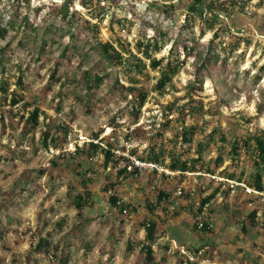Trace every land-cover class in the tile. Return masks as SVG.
Masks as SVG:
<instances>
[{
  "label": "rangeland",
  "instance_id": "obj_1",
  "mask_svg": "<svg viewBox=\"0 0 264 264\" xmlns=\"http://www.w3.org/2000/svg\"><path fill=\"white\" fill-rule=\"evenodd\" d=\"M156 1L146 6L141 1L91 0L86 7L80 0H0V30H7L4 36L0 33V84L6 82L9 91L19 90L24 101L33 104L31 108L38 105L43 110L40 125L25 133L15 115L21 105H0V264H148L142 249L146 243L143 225L152 215L146 202L156 201L161 188L172 192L173 202L165 207L163 203L153 214L163 236L152 243L155 255L149 264H188L181 258L183 254L188 257L189 251L167 250L174 240L189 241L190 236L209 245L201 264H264L263 227L248 220L252 209L257 208L259 214L264 210L262 198L234 184V191L217 194L209 203L213 231L196 233L191 200L207 195L220 181L229 182L227 178L196 172L186 173L179 181L152 168L117 178L126 160L106 166L101 149L75 150L76 142L86 145L104 136L100 143L111 142L116 153L135 164L134 157L148 156L152 146L161 150L170 142L172 129L181 125L180 105L191 93L204 102L201 111L186 116L187 124L198 122L201 127L191 153H196L197 143L207 142L211 131L216 138L204 151L207 164H215L219 145L224 148L223 166L231 162L234 133L247 131L243 126L247 118L264 127V0H251L244 10L221 13L223 21L212 30L207 27L212 21L185 20L183 2L176 0V12L167 14L153 4ZM73 8L74 16L70 14ZM96 8L99 17L90 18ZM82 16L99 28L92 29ZM215 30L217 38H213ZM250 34L252 42L247 46L244 38ZM150 36L162 45L160 50L151 48L156 56L178 53L184 62L173 77L174 86L164 95L155 88L158 71L148 66L150 76L127 72L112 64L101 48L107 40L122 37L138 53L137 40ZM86 71L103 80L88 88L83 78ZM133 76L139 79L137 85L150 89L137 123H133L129 90L122 86L133 84ZM20 79L22 84H18ZM46 129L53 133L56 145L50 138L45 144ZM159 129L164 131L162 136L156 135ZM220 130L226 135L222 142ZM50 148L55 150L53 156ZM134 148L137 154L132 153ZM250 163L243 152L237 173L243 168L250 171ZM41 168H45L43 174ZM168 170L166 174L175 173ZM116 180L120 183L114 190L130 204L127 213L111 206L105 190ZM85 189L93 191V199L77 209L67 191L74 195ZM188 189L196 191H191L193 198L183 195ZM245 221L246 232L242 231ZM180 226L182 231L176 229ZM10 230H22L23 236L5 239ZM30 230L37 238H47V252L30 255ZM194 262L198 264L199 259Z\"/></svg>",
  "mask_w": 264,
  "mask_h": 264
},
{
  "label": "trees",
  "instance_id": "obj_2",
  "mask_svg": "<svg viewBox=\"0 0 264 264\" xmlns=\"http://www.w3.org/2000/svg\"><path fill=\"white\" fill-rule=\"evenodd\" d=\"M177 1L183 2L186 8V12L184 15L185 20H187L188 22H192L196 18H201L206 21V23L212 21L211 24L207 25L208 29L211 30L213 29V25L215 23H220L221 21H223V19L221 18V13L225 11L228 12L233 8H237L238 10H244L247 4L251 2V0H229L227 4L225 0ZM80 2L83 6L87 7L91 0H80ZM69 3L70 5H74L73 1H69ZM154 3L156 7L166 12L167 14L171 13V11L175 13L178 8V2H176V0H157L156 2H153V4ZM67 4L68 3L65 2L66 6ZM75 13L76 10L73 8L70 14L74 16ZM90 13V18H98L101 12L100 10L98 11L96 8V10H93ZM64 15L65 17H67L69 15V12H66ZM80 18L88 22V24L91 25L92 29L99 28L96 22H93L91 19L86 18V16H82ZM222 27L224 30H226L225 26L222 25ZM250 30L251 33H253V29L250 28ZM6 31V28H1V35L4 36ZM218 36L219 34L217 30H215L213 32V38H217ZM244 39L246 45L248 46L252 42L251 34L246 36ZM136 45V47L138 48V53L134 52L131 48H129L123 41L122 37H118L115 41L107 40L106 42L102 43L101 48L112 64L121 66L127 72L133 73L134 71H139V73H142V75L150 76L151 71L145 69L148 66L149 68H151V70L158 71L159 76L155 88L161 95H164L170 89V87L174 86L173 77L180 71L182 65L184 64L183 60H181L180 58V54L177 53L173 55L171 54V52H168V54L156 56L152 52L151 48L154 47L155 50H160L162 48V45L160 44L159 39L156 36H150L144 41L138 39ZM139 52H142L143 55L139 54ZM147 59H149V62H147ZM83 78H85V83L87 84L88 88H91L94 84L98 85L103 80L102 76L98 74L92 75L89 71H86L84 73ZM138 82L139 79L135 76L133 78V84L125 86V84L122 83V86L129 90L131 98L130 103L132 104L131 107H133V109L135 110V117L133 123L138 122L141 114V109L143 107L142 105L145 104L150 93V89L147 86L143 84L137 85L136 83ZM18 84H22L21 79L18 81ZM126 98H128V96H126ZM5 104H9L12 106L21 105L20 108H18L19 111L15 112V115H18L21 121L23 122V131L25 133L29 132L33 127L40 125V115L43 113V110L40 109V106L37 105L31 108L33 104L24 101L23 94L19 90L13 89L12 91H9L6 82L3 81L2 84H0V105ZM203 104V100L196 98L194 96V93H191L189 95V100L180 105L181 109L179 111L180 116L178 117V121L181 123V125L180 128H178L177 130L172 129L174 132L169 139L170 142L168 144H164L162 147L164 149L161 150H156L155 146H152L151 152L148 156L143 154L140 155L139 158L141 160L155 162L157 164H160L164 168L167 167V169L175 173L171 176L170 174H166L163 170L162 174L173 179H177L179 181H182L184 179L186 173H210L211 175H220L221 177L244 182L247 185L253 187L254 189L264 192V127H261L257 124L253 125L252 118H247L243 121V126L247 129L246 132L237 130L236 133H234L235 137L231 142V151L233 153V158L230 163H227L223 166L222 163L224 161V148L221 145H219L220 149L218 150L217 155L214 159L215 164L206 163L204 158V151L210 147L211 140H216V138H214L212 135V131L207 134L209 135L207 142L197 143L195 149L196 153H191L190 148L193 144L194 135L197 131L201 129V127L198 122L187 124L185 122L186 116L188 114H197L203 109ZM168 108L171 109L172 106ZM166 123L167 127L170 126L169 121H167ZM101 131L102 130L96 132L94 136L96 138H99L101 136ZM163 134L164 131L161 129L156 131L157 136H162ZM43 138L46 145H48L49 138L50 141H53V143L56 145V138H54L51 130H44ZM100 139L98 140V142L89 140L86 142V145L76 142L75 150L80 153H87L90 149L94 151L101 149L104 153V164L106 166L111 161H114L117 164L120 162V160H126L125 165L117 171V178L121 175H136L140 172L138 167H135L132 171L127 170V164L130 162V159L125 158L123 154L116 153L113 146L114 144H111V142L108 141V145L100 143L103 142V139H105L104 136H102ZM218 139L221 140V142L225 141L226 139V135H224V132L222 130L219 131ZM185 144H187L188 148H185ZM243 152L249 155V161L251 162L250 164L253 167L250 171H248L246 168H243V170H241V173L238 174L237 169L240 166L239 163L241 161V156ZM132 153L137 154V149L134 148L132 150ZM53 163L54 165H57V161L54 160ZM44 172L45 168H41L40 173L43 174ZM119 183L120 181L118 180L110 181V184H107V186H105V190L109 191L110 193L108 197L111 206L117 207L121 213H127L130 208L129 202L123 200L121 203H118V200L122 198H120L114 190L116 185ZM225 183L228 184L227 187L222 188V185ZM235 185L231 184L230 182L220 181L219 185L213 191L207 193V195H200L201 198L196 201L194 200L195 202L191 200V213L194 217L192 229L194 232L200 233L203 231H213V225H211L213 223L212 209L207 210L209 203L214 197L217 196V194L228 195V193L231 192L233 186ZM237 186L244 189L240 185ZM112 190L114 191L112 192ZM191 191H193V189L183 190V193H185L183 195L188 198H193V193H191ZM67 194L69 195V198H71L73 204L77 209H82L84 206L91 203L93 199L92 196L94 195L93 191L90 189H85L84 191L78 190L74 195H72L71 191L68 190ZM171 194L172 192L161 188L159 190V194L157 195L158 197L156 201L148 200L146 202L147 207L152 215L149 216L147 222H145V224L143 225L145 226L146 231V243L143 244L142 249L146 253V261L148 262V264L154 259V255H152V243L155 242L157 237L163 235V232H161L158 228L159 222L157 218L153 216V214L155 213L157 208L163 203L164 204L162 206L165 207L167 202H173ZM257 196L259 198L262 197L261 195ZM124 209H126V212H124ZM177 212L178 211H176L175 213ZM197 215H202V225L198 224L199 221L196 219ZM261 215H263L262 220L259 219ZM248 220L249 222L255 225H261L263 227L264 232V210L261 214H259L257 208L252 209L251 212L248 214ZM247 230L248 225L245 221L244 223H242V231L246 232ZM32 239L30 246L31 256H34L37 253L48 251V241L46 237L40 236L36 239L35 242ZM205 245L206 244H201L199 247L195 248V251L198 253ZM189 264L194 263L189 261Z\"/></svg>",
  "mask_w": 264,
  "mask_h": 264
},
{
  "label": "built area",
  "instance_id": "obj_3",
  "mask_svg": "<svg viewBox=\"0 0 264 264\" xmlns=\"http://www.w3.org/2000/svg\"><path fill=\"white\" fill-rule=\"evenodd\" d=\"M123 2H125L126 4L127 3H130V4H137L138 3V1H141V2H143V3H145L146 4V6L147 5H149L150 4V2H152L153 0H122ZM91 140H93V141H95V142H98V139H91ZM49 151H50V155L51 156H53V153L55 152V150L53 149V148H50L49 149ZM48 151V152H49ZM132 159V158H131ZM132 161H134L133 163H135V164H128V169L129 170H131V169H134L135 167H138L139 168V170H142V169H144V168H152V169H157V170H159V171H167L168 169H167V167L166 168H164L163 166H161L160 164H157V163H155V162H151V161H145V160H141L140 158H136V157H134L133 158V160ZM47 166L48 165H50V164H46ZM168 172L169 173H174L173 171H169L168 170ZM227 181H229V182H231V183H233V184H236V185H240V186H242L243 188H244V190L247 192V193H249V194H255V195H261L262 197V200H264V192H262V191H259V190H256V189H254L253 187H251V186H249V185H247L246 183H244V182H241V181H235V180H232V179H229V178H227ZM235 190V187H233L232 188V191H234ZM124 199H119L118 200V203H121L122 201H123ZM172 208H174V205H172ZM124 212H126V209H124ZM196 219L199 221V223L198 224H200V225H202V223H203V221H202V215H197L196 216ZM211 224V223H210ZM211 225H213V224H211ZM30 233V236L32 235V240L35 242L36 241V239H37V237H36V235H34V232L32 231V230H30L29 231ZM18 236H23V231L22 230H19V231H13V230H10V231H8L5 235H4V238L5 239H8V238H13V237H18Z\"/></svg>",
  "mask_w": 264,
  "mask_h": 264
},
{
  "label": "crops",
  "instance_id": "obj_4",
  "mask_svg": "<svg viewBox=\"0 0 264 264\" xmlns=\"http://www.w3.org/2000/svg\"><path fill=\"white\" fill-rule=\"evenodd\" d=\"M158 228H159V224H158ZM176 229L178 231H182L183 228H181V226H180V227H177ZM190 241H192V242L190 243ZM201 244H206V245L204 247H202V249L197 253L195 251V248L199 247ZM208 246H209L208 243H206V242L204 243L202 241H194L193 239H191V236H190V240L189 241H180V240L177 241V240H174L172 245L170 244V246L168 248L169 250H167V251H168V253H173V249H179L178 253H184L187 250V251L190 252V254H186V255H188V257L184 256V254H183V256L181 258V259L184 258L183 263L187 261L188 264H189V261H191L194 264H196L194 261H198V259H199L198 264H201V263H203L206 260V256H204L203 252L208 249ZM152 248H153V254L152 255H155L154 244H152ZM167 256L168 255L166 254V257ZM157 264H160V263L157 262Z\"/></svg>",
  "mask_w": 264,
  "mask_h": 264
}]
</instances>
